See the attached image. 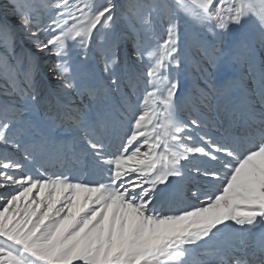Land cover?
<instances>
[{"label": "bare ground", "instance_id": "bare-ground-1", "mask_svg": "<svg viewBox=\"0 0 264 264\" xmlns=\"http://www.w3.org/2000/svg\"><path fill=\"white\" fill-rule=\"evenodd\" d=\"M123 1L128 9L153 10L154 0ZM115 2L120 9L121 2ZM177 2L158 0L167 28L165 41L179 39ZM221 4L225 15L216 23L224 28L229 23L223 32L230 33L233 44L245 4L226 0L218 8ZM38 34L42 37V32ZM125 35L117 63L109 66L100 52L90 54L96 70L83 73L88 85L82 91L70 76L58 73L55 52L44 40L36 46L37 53H21L29 44L19 35L17 54L6 60L10 67L0 68V118L12 119L11 130L0 134V247L4 248L0 264L6 261L7 250L14 251L19 242L33 247H27L28 257L38 258L40 264H154L156 260L222 264L217 259L221 250L228 252L226 264H264V248L254 245L264 226V84L254 88L255 82L264 81V39L250 29L243 32L244 59L238 68L247 83L242 89L241 104L246 106L242 115H231L230 103L217 95L224 53L213 55L200 78L196 68L189 66L187 82L199 87L187 101L181 124L190 127L199 116L208 120L209 131L201 138L193 130H165L164 134L156 126L148 127L150 120L153 123V107L170 120L176 118L178 107L169 108L175 100L169 92L176 68L168 66L169 59L174 64L180 59L170 48L165 53L167 65L157 70L147 55L135 50L129 32ZM222 39L227 38H217ZM201 54H206L205 46L190 51L188 64L195 62L202 70ZM214 95L212 116L201 114V107L209 108ZM181 100L183 109L187 104ZM106 102L110 113L102 124L113 123L107 118L118 124H109L110 129L92 124L81 130L93 107ZM130 106L135 123L123 130ZM41 122L53 130H33ZM16 124L21 130H14ZM162 133L165 144L156 145ZM44 134L55 135L63 145L50 159L34 153L28 144ZM180 134L189 135L184 144L192 166L173 160L181 157L184 148L177 141ZM241 146L244 149L239 151ZM233 150L238 152L232 154ZM198 155L206 156L204 164L198 162ZM172 171L178 181L167 193L162 184L171 185L169 180L164 183V177ZM61 176L70 183L63 186L62 194H49L54 187L51 178ZM49 245L52 248L45 251Z\"/></svg>", "mask_w": 264, "mask_h": 264}, {"label": "rangeland", "instance_id": "rangeland-1", "mask_svg": "<svg viewBox=\"0 0 264 264\" xmlns=\"http://www.w3.org/2000/svg\"><path fill=\"white\" fill-rule=\"evenodd\" d=\"M119 1L122 5L120 9L116 8L117 4L115 0H0V68L6 69L10 67L9 63H6V60L17 54L16 52L19 48V46L17 47V39H19V35L25 38L26 42L29 44V46L26 45V48L23 49L21 53L24 51L29 54L34 52L37 53L35 50H39L40 48H36V46L39 45L40 41L44 40L50 43L51 50L55 52V66L58 67V73L70 76L68 79L76 82L77 90L82 91L88 85L83 73L94 72L96 70V62L92 57V54H94L93 51L101 53L105 64H109L110 66L117 63V50L124 46L123 43H125V39H127L125 33L129 32L130 39L132 38L136 42L135 50L141 55H147L155 69L163 70L165 68V53L169 52L170 48L180 59L179 64H174L169 59L168 66V68L172 66L176 68L175 83L171 85L169 92V94L175 97V100L169 108L178 107L177 113H175L176 118H172L169 111L170 120L169 116L164 114V111H159L153 107L151 109V111L154 112L152 113L153 123L150 120L148 124L151 130L154 126L157 127V130H162L164 134L165 130H193L192 133H198L201 138L208 133V120L203 119L201 116L195 118L190 127H184L181 121L184 116V110L188 108V99L199 87V84L196 85L187 82L189 81V66L193 65L196 68L197 76L200 78L206 72L213 55L218 52L224 53L226 57L220 61L218 68V73L222 82L221 84L219 82L220 86L217 95L220 97V100L230 103L231 115L236 112L242 115L246 112V106L243 105L242 89L247 83V78L243 74V70L238 68V65H241V60L244 59L242 55L244 48L242 36L244 31L250 29L251 31L258 32L260 39H264V32H262L264 31V0H242L245 4V17L243 22L241 21V29L237 35V42L233 44L230 43V33L228 36L224 34L225 28L229 26V23L225 25V28L219 21L216 23L218 17L222 18L225 15L224 5L222 6L221 4L219 8L217 5L226 0H211L215 3L213 5H210V0H178L179 25L176 29V36L178 35L179 39L172 38L171 41H165L167 28L162 14L163 12L159 8L158 0L153 1L152 11H149L147 8L128 9V6H123V4L126 3L125 1ZM212 8H215L218 14L213 13L214 9ZM131 10H133V12ZM38 32H42V37ZM220 36L226 37V41H230L227 44L223 39L218 41L217 38H221ZM179 40L182 42L181 46L177 44ZM119 44L121 46H119ZM129 46H131V44ZM200 46L206 47V54L199 55L203 63L202 70L195 62L188 64L187 60L189 58H186L189 57L188 54L190 51H194ZM51 50L45 53L50 54ZM178 51L182 54H179ZM175 53L172 55L176 56ZM90 54L92 56H90ZM184 63L187 65H184ZM43 70L45 71V69ZM75 76L77 77L76 79L73 78ZM263 84L264 81L259 80L254 83V88L260 89ZM235 95H237L239 99ZM240 98H242V100ZM180 100L182 105L187 104L183 109L179 108ZM210 103L211 106L209 108L201 107V114H209L212 116L213 109L215 108V95L210 100ZM131 107L133 106H130L126 111L124 117L126 125L123 130H126V128L130 129L135 123ZM109 109V102L104 104L101 103L93 107L92 117H86V119L82 121L80 124L81 130H87L92 124L101 128H106L109 124L116 126L118 124L116 123L118 121L116 119L114 123V119L112 121V119L110 120L107 118V121L113 123L104 124L105 126L102 124L106 116L110 113L108 112ZM11 121L12 119L5 120L0 118V134H4L5 130H11ZM110 128L111 127H109V129ZM14 130H21V127L16 124ZM33 130L53 129L41 122L35 124ZM93 131L101 133L103 130ZM106 131L109 132L113 130ZM163 133L155 140L156 145L163 146L165 144V136ZM39 136V139L28 144L34 153L40 154L44 159L53 158L57 151L63 149L62 143L55 135L44 134ZM188 136V134L179 135L177 141L179 143L183 142L184 148L180 158H173V160L181 161L184 167L189 165L192 166L188 158V149L184 144ZM63 137L66 139V136ZM254 148L255 147H253V149ZM243 149L244 147L241 146L239 151ZM166 152H168V150H166ZM237 152L238 150H233L232 154H236ZM198 156H200L198 162L201 165L204 164L206 156ZM176 176L174 171L165 175L164 183L169 180L168 184H171V190L169 192L167 191V183L162 184L165 186L167 193H172L175 189L174 184H176V180L178 181V177ZM50 181V183L54 185V187L48 189L51 195L62 194L63 186L70 183L68 182L67 176L52 177ZM157 183L160 184L161 182ZM77 191L81 190L77 189ZM219 192H215V195H220L221 193ZM162 193L166 194L164 189H162ZM123 222L127 224L125 220ZM197 225L199 226V222H197ZM253 230H256V225ZM191 239L196 238L192 237ZM198 239L202 241L201 237ZM19 243H16V249L14 251L7 250L4 264H40L38 258L28 257L29 250L27 247L31 248L32 246L27 244L25 248ZM50 248H52V245H49L45 251ZM2 249L4 250V248L0 247V252ZM21 255L27 257L29 260L22 259L23 257ZM107 264H113V262ZM154 264H163V262L161 260H156Z\"/></svg>", "mask_w": 264, "mask_h": 264}]
</instances>
